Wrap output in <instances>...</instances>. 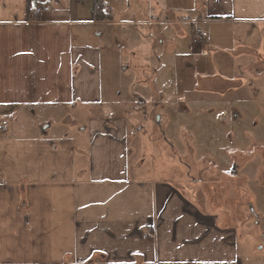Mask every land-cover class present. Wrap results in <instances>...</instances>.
<instances>
[{
    "label": "crops",
    "instance_id": "crops-1",
    "mask_svg": "<svg viewBox=\"0 0 264 264\" xmlns=\"http://www.w3.org/2000/svg\"><path fill=\"white\" fill-rule=\"evenodd\" d=\"M42 1L34 15L35 0H0V264H264V232L243 230L247 215L229 221L130 166L147 94L179 114L211 93L221 116L264 122V0H99L105 19L97 0ZM114 25L139 35L118 44L133 58L119 60L136 81L127 94L104 87ZM187 78L199 97L185 99ZM183 140L174 154L196 158L205 142ZM229 144L242 157L247 139ZM247 161L228 172L248 181Z\"/></svg>",
    "mask_w": 264,
    "mask_h": 264
},
{
    "label": "rangeland",
    "instance_id": "rangeland-1",
    "mask_svg": "<svg viewBox=\"0 0 264 264\" xmlns=\"http://www.w3.org/2000/svg\"><path fill=\"white\" fill-rule=\"evenodd\" d=\"M114 5L115 1L111 6L114 7ZM122 26L114 25L106 32L107 44L110 48L104 68V87L106 90L113 91L115 84L121 82V87L115 89L120 94H127L132 88L136 90V81L133 80L135 77L130 78L122 74L119 60L133 61V58L125 51L126 48H120L118 44L121 40L139 39V35L135 33L123 36ZM181 85L187 89L185 99L199 97L191 78L182 79ZM204 94L202 106L196 109L186 107L185 113L179 114L163 109V105L156 104L158 100L153 101L152 95H144L145 98L150 99V103L141 105L142 109L138 112L137 122H148V124L147 126L141 124L143 128L139 133V145L142 151H139V157L135 153L130 155V166L138 168V163L143 164L142 175L148 173L149 176V173L155 174L158 171L161 179H170L172 182L181 184L184 193L188 196L195 192L197 201L209 210L233 212V217H228L229 221L234 217L235 221L238 218L241 220L243 214L247 215L250 220L244 223L243 230L251 234H256L257 230L263 233L264 222L256 223L259 221L258 214L264 217V185L259 184L260 171L264 166V122H249L248 118L244 122L243 117L237 122L238 120H234V113L238 112L236 108L234 111L229 109L228 117L221 116L220 108L210 105L211 98L215 99L218 96L211 93ZM7 117L15 126H27L31 123L21 119L10 120L11 117ZM139 118L142 120L139 121ZM163 132L170 137L172 143L163 139ZM183 138L188 139L191 144L193 142L198 145L205 142L204 148L198 146L199 153L196 158L194 155L182 153L183 148H181V157L174 154L172 144L176 145L179 142L183 144ZM242 138L247 139V145L240 147L238 143H241ZM227 143L238 145L235 150L240 147L244 152L241 154L243 158L235 152L233 157L230 147L226 146ZM133 147L131 146L130 150ZM244 160L247 161L245 169L248 181H245L242 175H234L231 170L228 172L230 168L236 169L235 172L240 171L238 167ZM247 187L254 191L257 218L252 217L251 214L254 205H250V208L245 205L252 198ZM228 219L226 218V221Z\"/></svg>",
    "mask_w": 264,
    "mask_h": 264
},
{
    "label": "built area",
    "instance_id": "built-area-1",
    "mask_svg": "<svg viewBox=\"0 0 264 264\" xmlns=\"http://www.w3.org/2000/svg\"><path fill=\"white\" fill-rule=\"evenodd\" d=\"M43 9V1L42 0H35L34 5L31 8V13L34 15L39 14ZM7 126V121L2 122V127L5 128Z\"/></svg>",
    "mask_w": 264,
    "mask_h": 264
},
{
    "label": "trees",
    "instance_id": "trees-1",
    "mask_svg": "<svg viewBox=\"0 0 264 264\" xmlns=\"http://www.w3.org/2000/svg\"><path fill=\"white\" fill-rule=\"evenodd\" d=\"M31 2V0H30ZM103 3L99 0H97L96 6H95V10H96V18L97 19H105V18H109L110 16H107L105 13H103Z\"/></svg>",
    "mask_w": 264,
    "mask_h": 264
}]
</instances>
